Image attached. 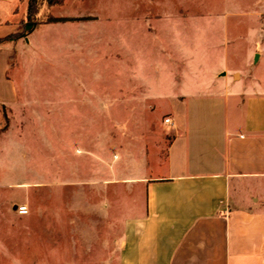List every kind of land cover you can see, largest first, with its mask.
I'll use <instances>...</instances> for the list:
<instances>
[{"label":"crops","instance_id":"1","mask_svg":"<svg viewBox=\"0 0 264 264\" xmlns=\"http://www.w3.org/2000/svg\"><path fill=\"white\" fill-rule=\"evenodd\" d=\"M29 9L30 0H0V15H17L0 20L4 112L115 111L119 106H145L152 100L149 96L175 104L165 170L139 172L138 182L130 185L144 196L137 200V216L126 224L120 264H264V73L230 68V59L200 60L196 68L193 59H142L139 29L133 37L123 34L116 44L120 57L116 52V59H109L114 53L106 50L115 37L106 34L94 15H59L91 19L35 24L22 34L18 16ZM19 59H32L35 65L27 81ZM54 59H59L57 67ZM259 61L254 59L253 69ZM162 62L167 70L158 66ZM179 63L186 66L180 76L175 68ZM173 78L176 82L168 85ZM99 79H116L115 94L83 93V85L92 88ZM186 79L194 80L191 87ZM43 81L55 82L54 92L42 91ZM180 87L190 91L179 94ZM202 89L207 95H199ZM176 104L184 106L183 115ZM73 126L74 140H80L81 130L77 133ZM57 136L66 143L65 132L57 131ZM26 253L37 258H14L9 264H51L38 257L46 255L44 250Z\"/></svg>","mask_w":264,"mask_h":264},{"label":"rangeland","instance_id":"2","mask_svg":"<svg viewBox=\"0 0 264 264\" xmlns=\"http://www.w3.org/2000/svg\"><path fill=\"white\" fill-rule=\"evenodd\" d=\"M39 2L36 15L18 16L23 19L22 34L50 15L92 14L106 34L115 37L106 50L114 53L109 59L118 53L120 57L116 44L123 34L133 37L140 31L142 59H193L194 68L200 60L230 59V68L264 73V0H66L61 7ZM16 16L3 14L0 20ZM170 25L182 29L169 31ZM254 59H261L255 69ZM58 60H53L56 67ZM16 63L13 59L11 65ZM19 63L27 81L35 65L32 59ZM161 64L164 70L169 67ZM175 68L180 76L186 66ZM34 69L39 71L40 65ZM186 80L191 87L194 80ZM175 82L173 78L167 84ZM42 83V91L54 92L55 82ZM117 83L99 79L92 88L83 85L82 91L115 94ZM188 91L178 89L179 94ZM201 91L199 95L208 93ZM146 98L152 100L145 106L118 103L115 111L8 113L0 108V137L7 131L1 129L14 125L12 133L0 139L1 264L14 258L30 262L37 258L26 253L32 249L44 250L46 255L38 257L51 264H120L126 224L137 216V200L144 196L130 185L138 182L139 172L165 170L163 158L173 138L175 104ZM176 105L183 115L184 106ZM73 125L77 133L81 130L80 140H74ZM57 131L65 132L66 143ZM19 205H27L29 213L18 214Z\"/></svg>","mask_w":264,"mask_h":264},{"label":"trees","instance_id":"3","mask_svg":"<svg viewBox=\"0 0 264 264\" xmlns=\"http://www.w3.org/2000/svg\"><path fill=\"white\" fill-rule=\"evenodd\" d=\"M46 3L48 4V6L52 7V6H63L65 4L66 0H45ZM39 0H30V9H29V13L31 16L36 15L38 12V8H39ZM73 19L70 18H58V17H53V16H48L47 20H45V22H40L41 24H50V23H59V22H66V21H71ZM81 20H86V18H83ZM2 131L7 130V127H4L3 129H1Z\"/></svg>","mask_w":264,"mask_h":264},{"label":"built area","instance_id":"4","mask_svg":"<svg viewBox=\"0 0 264 264\" xmlns=\"http://www.w3.org/2000/svg\"><path fill=\"white\" fill-rule=\"evenodd\" d=\"M167 121L171 122L170 119H168ZM16 210L20 215H27L29 213V207L27 205H19L17 206Z\"/></svg>","mask_w":264,"mask_h":264},{"label":"water","instance_id":"5","mask_svg":"<svg viewBox=\"0 0 264 264\" xmlns=\"http://www.w3.org/2000/svg\"><path fill=\"white\" fill-rule=\"evenodd\" d=\"M258 58V57H257Z\"/></svg>","mask_w":264,"mask_h":264}]
</instances>
